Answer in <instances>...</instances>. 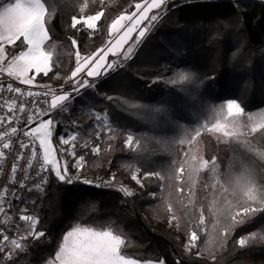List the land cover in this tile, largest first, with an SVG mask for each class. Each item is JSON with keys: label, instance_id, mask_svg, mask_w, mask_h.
I'll return each instance as SVG.
<instances>
[{"label": "trees", "instance_id": "trees-1", "mask_svg": "<svg viewBox=\"0 0 264 264\" xmlns=\"http://www.w3.org/2000/svg\"><path fill=\"white\" fill-rule=\"evenodd\" d=\"M46 2L52 14L50 32L56 44L54 60L58 61L54 71L63 77L74 67L70 37L79 40L82 54L94 51L104 43L107 22L126 10L133 11L129 6L141 0H103L102 4L101 0H88L85 15L103 7L107 22L102 18L100 23L104 27L100 34L87 41L82 32L70 27L71 16L81 15L79 9L83 0ZM181 72L189 73L190 78L181 81ZM157 76L163 79L153 83ZM168 78L177 83H167ZM52 80L37 77V81ZM105 94L165 111L151 117L143 111L116 106L104 99ZM227 99L237 100L248 112L264 110V0H169L166 14L155 22L126 67L101 78L94 90H87L83 100H75L74 106L66 105L63 113H51L58 122L53 143L61 147L57 136L74 131L88 138L86 134L92 132V113L103 115L102 110H106L110 122L120 131L128 130L149 138L148 147L154 150V155L144 161L143 166L163 174L173 156L157 141L166 144L178 139L180 126L189 130L197 127L209 120L212 110ZM73 123L80 127L73 129ZM65 138H69L68 135ZM90 142L100 143L101 153L88 152L80 147L83 139H78L77 155L85 154L86 159L81 178L99 184L109 180L111 172L116 176L113 187H95L82 182L69 185L50 174L41 190L24 192V199L29 203L15 201L9 210L26 208L29 214L39 218L37 230L46 235L34 243L29 241V251L23 254L26 258L20 264H46L44 258L54 255L63 234L76 223L121 230L130 241L124 251L132 258L163 259L165 264L177 261L180 264H264V240L257 239L245 248L233 243L240 235L264 229V215L245 225L243 231L237 228L226 241L219 240L209 227L197 243L201 255L195 256L197 249L186 253L185 234L174 225L169 226V213L161 199L172 191L168 187L170 182L165 181L161 191L160 182L152 178L144 181L145 188L141 189L125 168L128 164L135 166L138 161L131 158L132 153L121 150L119 138L111 142L112 150L108 149L109 142L103 135L100 141H95L93 136ZM251 142L264 150V138L257 137ZM198 148L205 158L217 156L222 172L234 155L231 145L218 143L210 135L200 138ZM176 151L178 158L179 145ZM61 159L69 161L70 171L75 175L72 158L62 155ZM261 163L256 160L258 171ZM121 186L133 195L126 196L119 191ZM147 192H155L157 199L143 194ZM169 200L175 207V193ZM178 215L183 216V213L178 212ZM205 215L210 224L212 217L207 212Z\"/></svg>", "mask_w": 264, "mask_h": 264}, {"label": "snow or ice", "instance_id": "snow-or-ice-1", "mask_svg": "<svg viewBox=\"0 0 264 264\" xmlns=\"http://www.w3.org/2000/svg\"><path fill=\"white\" fill-rule=\"evenodd\" d=\"M168 3L169 0H141L129 6L134 8L133 11L126 10L107 22L103 7L93 14H82L89 7L88 0H83L79 9L81 15L71 16L70 27L76 32H82L87 41L100 34L104 27L100 22L104 18L107 22V28L104 29L106 38L102 46L82 54L79 40L75 36L70 37L74 67L70 73L61 77L58 71H54L58 61L54 60L56 44L50 32L52 14L46 0H0V77L6 75L22 85L43 89L25 90L14 87L12 82L0 80V94H16L11 98L0 95V109L6 108L5 114L0 115V141H5L0 145V162L5 159V150L12 147V137L17 138L20 149L11 167L12 183L19 190L10 191L5 186L0 191V213L4 214L0 223L15 234V238L10 237L5 228H0V264H20L26 258L23 254L29 251V241L34 243L45 237L44 231L37 230V216L28 214L27 209L21 207L22 214L18 215V220L25 225L21 228L19 223L9 225L12 218L7 209L13 207V200L20 204L29 203L24 199L23 193L41 190L47 183L49 174L69 185L82 182L95 187H113L116 176L111 172L110 179L99 184L91 179L81 178L80 173L85 169L86 159L85 154L77 155V141L83 139L80 147L98 155L101 153V146L98 142H90L93 136L95 141H100L103 135L109 142V150L113 148L111 142L120 139L121 150L132 153L131 158L138 161L135 166L128 164L125 168L131 172V178L141 189L145 188L144 181L152 178L160 182L158 187L161 191L164 190L165 181L170 182L168 187L172 191L168 193V197L161 199L164 201L165 211L169 213V226L174 225L185 234L183 248L186 253L197 249L201 235L206 234L209 227L219 240L226 241L237 228L243 231L245 225L252 224L258 216L264 215V150L258 149L251 142L257 137L264 138V110L248 112L235 99H229L213 109L212 119L205 120L191 130L180 126L181 135L178 139L166 144L157 141L164 151H170L173 156L163 174L161 171L147 170L143 166L144 161L154 155V150L148 147L149 138L128 130L120 131L110 122L106 110H102L103 115L100 112L92 113V132L86 134L88 138L81 137L79 132L74 131L57 136L58 143L67 147H56L53 144L58 122L51 113H63L66 105L74 106L75 100H83V94L87 90H94L101 78L126 67V62L132 59L136 48L155 22L166 14ZM37 77L63 82L53 88L49 84H37ZM189 78V73L181 72V81ZM161 79L163 78L157 76L152 82ZM166 82L177 83L171 78ZM27 98H31L30 104ZM104 99L127 110L143 111L151 117L165 111L160 107L140 105L106 94ZM21 114H26L22 126H14L21 122ZM71 127L76 129L80 126L73 123ZM65 135L69 138H65ZM204 135L213 136L218 143L232 146L234 155L225 171L220 170L217 156L205 158L200 153L198 144ZM177 145L181 148L178 158ZM25 149L30 151V157L26 166L20 168ZM38 155L42 156V161L34 169L33 161ZM62 155L72 158L75 175L70 171L69 161L61 159ZM257 159L262 162L259 171ZM18 171L23 173V179L16 184L14 177ZM31 172H34V176L30 175ZM31 180L38 182L29 187L28 182ZM119 191L126 196L133 195L124 186ZM173 193L176 195L175 207L169 200ZM143 194L153 200L157 199L155 192ZM31 203L34 205L35 201ZM178 212H182L183 216L178 215ZM206 212L212 217L210 224ZM257 239L264 240V229L240 235L233 243L236 247L245 248ZM129 244L130 241L119 229L76 223L63 234L54 255L44 259L46 264H165L163 259L142 260L130 257L124 251ZM200 255L201 250L197 249L195 256ZM212 259L215 260V257ZM176 264L180 262L177 261Z\"/></svg>", "mask_w": 264, "mask_h": 264}, {"label": "built area", "instance_id": "built-area-1", "mask_svg": "<svg viewBox=\"0 0 264 264\" xmlns=\"http://www.w3.org/2000/svg\"><path fill=\"white\" fill-rule=\"evenodd\" d=\"M9 51L10 52L12 51L11 47L9 48ZM0 80H2L4 82H12L14 87H21V88H23L25 90H28L29 88H31V90H33V91H42L43 90L42 88L35 87V86L22 85L18 81H14L11 78H8L6 75L3 76V77H0ZM62 82L63 81H44V82L37 81V84H39V85L49 84L53 88H56ZM0 95H3L6 98H11V97H14L16 94H13V93H2ZM19 102L20 101L18 100V103ZM27 102L30 104L31 98H27ZM5 112H6V108L0 109V115L5 114ZM25 115L26 114H21V122L18 123L17 125H14V126H22V121L25 118ZM12 140H13L12 147H10L9 149L5 150V159L2 162H0V191H2L5 186H7L10 189V191L19 190L12 183L13 176H12V173H11V167H12L13 162L15 161L16 154L19 153L20 149H19V145L17 143V138L16 137H12ZM3 142H5V141H0V145H2ZM37 151H38V153L40 152V149L38 148V146H37ZM29 157H30V151L25 149L24 150V160H21L20 164H19L20 168H24L26 166V163H27V160H28ZM41 161H42V156L38 155L36 160L33 161V168L35 169ZM30 175L34 176V172H31ZM49 175L47 176V178L49 177ZM14 179L16 181V184H19L20 181L23 179V173L18 171L16 173ZM37 182H38L37 180H31V181L28 182V186L31 187L34 183H37ZM14 202H15V200L11 201L12 204ZM7 212H8V215L12 218L9 221V225H12L14 223H19L21 228L25 227L24 223L20 222L18 220V215L22 214V213H20V211H10L9 209H7ZM3 219H4V214L0 213V221H3ZM0 228H5L6 234H8L10 237L15 238V234L12 231H9L8 228L5 227V225L3 223H0Z\"/></svg>", "mask_w": 264, "mask_h": 264}, {"label": "rangeland", "instance_id": "rangeland-1", "mask_svg": "<svg viewBox=\"0 0 264 264\" xmlns=\"http://www.w3.org/2000/svg\"><path fill=\"white\" fill-rule=\"evenodd\" d=\"M82 14H84L85 15V12L84 13H82ZM52 81H62V80H57V79H54V80H52ZM66 86V85H65ZM227 100H229V99H227ZM227 100H223V101H221L220 103H219V105L216 107V108H218L221 104H223V103H225ZM209 119H212V115H211V117L209 118ZM54 144V143H53ZM60 145V144H59ZM61 147H67V146H63V145H60ZM68 156V155H67ZM68 158H71L70 156H68ZM145 181H148V180H145ZM168 222H169V218H168ZM194 250V249H193Z\"/></svg>", "mask_w": 264, "mask_h": 264}]
</instances>
